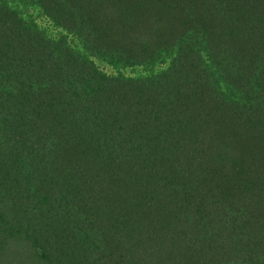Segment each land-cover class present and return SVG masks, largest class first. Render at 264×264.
Listing matches in <instances>:
<instances>
[{
	"label": "trees",
	"instance_id": "obj_1",
	"mask_svg": "<svg viewBox=\"0 0 264 264\" xmlns=\"http://www.w3.org/2000/svg\"><path fill=\"white\" fill-rule=\"evenodd\" d=\"M0 264H264V0H0Z\"/></svg>",
	"mask_w": 264,
	"mask_h": 264
},
{
	"label": "rangeland",
	"instance_id": "obj_2",
	"mask_svg": "<svg viewBox=\"0 0 264 264\" xmlns=\"http://www.w3.org/2000/svg\"><path fill=\"white\" fill-rule=\"evenodd\" d=\"M29 14H31L32 17H34L37 20L38 24L43 29H45L51 36L58 37L61 33H63V30L61 28L57 27L53 23V21L48 16H46L40 9L32 7V8H30ZM69 41L73 45L78 44L77 40L72 35H69ZM93 59L97 63V65L103 71L107 72L108 74L114 75V74L118 73L117 69H115L110 64L103 61L102 59L97 58V57H93ZM168 63L169 62H167L165 64H160L156 67V69L158 70L161 67H166L168 65ZM122 71L125 74L131 75V76H138L141 74H147L148 73V69L146 67H143V66L127 67V68L122 69Z\"/></svg>",
	"mask_w": 264,
	"mask_h": 264
}]
</instances>
